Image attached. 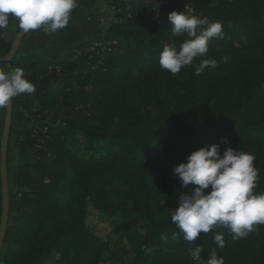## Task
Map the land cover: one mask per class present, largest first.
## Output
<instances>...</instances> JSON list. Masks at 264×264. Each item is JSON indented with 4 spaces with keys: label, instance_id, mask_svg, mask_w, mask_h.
I'll list each match as a JSON object with an SVG mask.
<instances>
[{
    "label": "trees",
    "instance_id": "trees-1",
    "mask_svg": "<svg viewBox=\"0 0 264 264\" xmlns=\"http://www.w3.org/2000/svg\"><path fill=\"white\" fill-rule=\"evenodd\" d=\"M103 1L116 17L103 34L70 46L57 61L28 52L0 63L23 68L36 88L12 100L11 138L35 154L19 157L17 180L25 184L10 191L11 210L19 203L0 264H100L111 248L89 226L91 210L125 219L135 253L126 264H194L189 250L196 245L204 260L216 248L225 264H264V224L240 240L218 227L187 242L182 234L171 240L179 232L171 214L158 217L174 211L186 191L174 167L215 143L221 154L228 146L253 154L260 173L254 193L264 192V0ZM186 9L223 25L224 38L212 39L205 57L219 66L199 75L190 66L173 75L159 65L165 44L187 38L172 36L168 14ZM17 26L10 17L14 37ZM33 101L39 110L30 111L32 124L25 108ZM77 133L89 153L72 151L79 139L68 136ZM218 232L223 248L214 243Z\"/></svg>",
    "mask_w": 264,
    "mask_h": 264
},
{
    "label": "clouds",
    "instance_id": "clouds-1",
    "mask_svg": "<svg viewBox=\"0 0 264 264\" xmlns=\"http://www.w3.org/2000/svg\"><path fill=\"white\" fill-rule=\"evenodd\" d=\"M78 0H0V30L8 28L10 17L18 21V28L24 33L42 29L51 34L65 28ZM168 22L173 37H187L179 45L176 40L165 44L160 53L159 65L175 75L184 67H192L199 75L205 68H216V59H206L209 42L223 39V25L187 11H171ZM227 62L228 57H221ZM35 85L25 76L21 67L5 71L0 67V109L7 108L13 98L21 94L35 93ZM222 143L228 144L227 138ZM255 156L249 152L228 146L221 154L219 143L201 147L191 152L186 162L173 169V174L186 191L179 197L178 207L171 212V221L179 232H174L171 240L182 238L193 242L201 233L214 228L227 229L233 240L246 238L264 224V192L254 193L259 169L255 166ZM167 243L169 237L162 234ZM217 247L223 248V233L214 236ZM203 248L196 245L189 250L194 264H225L213 248L209 258L201 256Z\"/></svg>",
    "mask_w": 264,
    "mask_h": 264
},
{
    "label": "rangeland",
    "instance_id": "rangeland-1",
    "mask_svg": "<svg viewBox=\"0 0 264 264\" xmlns=\"http://www.w3.org/2000/svg\"><path fill=\"white\" fill-rule=\"evenodd\" d=\"M106 5L108 6V9L105 11L104 16H102L103 12L100 10L96 11V13H95L96 17H98L99 19L101 17L105 18V21L108 24L105 31H107L109 29L110 24L116 19L114 8L107 3H106ZM7 29H10V28L8 27ZM4 30H0V32L4 31ZM19 31H20V29H19ZM15 37L12 35V32H11V37H10L11 41L9 42L10 44L6 45L5 48H2L0 45V57H6L7 56L9 49L12 46V43H13ZM95 45H97V44L95 43ZM19 55H21V54H19ZM1 67H3L5 71H10L13 69V68H11L10 64H4ZM21 110H23V108H21ZM25 110H26V114L29 115V117L32 119L31 123L33 124L35 122V119H34V115L30 114L31 113L30 111L31 110H33V111L39 110L37 102H35V101L31 102L25 108ZM56 110H57V108L54 107L51 109L50 112H47V113L49 116H52L51 113L53 114ZM7 113H8V107L0 109V131H2V132L4 129L5 121L7 119ZM43 114H45V113H43ZM31 125L24 128L23 132L24 133L29 132ZM2 137H3V133H2V135L0 134V144H1ZM74 137H77L79 139V142H78V144L72 146V148H71L72 151H74L78 156H80L82 154L89 153V151L87 150V141L84 138V135H82L81 133H77L75 136L69 135L68 136L69 141L71 139H73ZM10 138H11V131H10V136H9V142H10ZM21 141H22V139H21ZM35 147L36 148L38 147V149H39L40 146L38 145ZM25 153H28L31 157H33L32 154H35V151L30 146H27V145L21 146L20 142L17 141V136H13V138H11V148L9 149V153H7V157H8V155L10 157V162L8 165L9 188H10V191H12V192H16L19 189L23 188V186L25 184V183H19L17 180L19 157H20V154H25ZM58 196H60V193H58ZM18 203H19L18 198H16L12 202V210H11L12 214L15 212V210L18 206ZM3 205H4V203H3V194H2V185H1V169H0V231H1ZM89 212H90V213H88V224H89V226L91 227V229L96 234H98L100 237L107 240L109 245H110V248H111L110 252H107L104 255V257H103L104 261H102L100 264H126V263L132 261L135 257V253L133 252L132 247L130 245V239H128V237L126 236V234L124 232V229L121 226V224L125 221V219L122 218L119 213L111 215V213L107 212V213H104L103 215H100L95 210H91ZM170 214L171 213L169 211H162L158 214V217L164 218V217L169 216ZM139 227H140V224H138L137 226L133 225L131 232H136L135 230L139 229ZM148 250L151 251L150 249H148ZM116 253L118 254L117 257H116ZM111 256L116 257V259H112V258L110 259ZM1 259H2V257H1Z\"/></svg>",
    "mask_w": 264,
    "mask_h": 264
},
{
    "label": "crops",
    "instance_id": "crops-1",
    "mask_svg": "<svg viewBox=\"0 0 264 264\" xmlns=\"http://www.w3.org/2000/svg\"><path fill=\"white\" fill-rule=\"evenodd\" d=\"M107 9L108 6L103 0H78L77 7L71 13L72 18L65 28L51 34H46L39 29L24 33L22 39L15 47L14 54L34 52L43 55L49 60L57 61L70 46L105 32L108 25L105 18L101 17L99 19L95 13L100 10L103 12L102 16H104ZM10 37V29L0 32V45L2 48L10 44Z\"/></svg>",
    "mask_w": 264,
    "mask_h": 264
},
{
    "label": "water",
    "instance_id": "water-1",
    "mask_svg": "<svg viewBox=\"0 0 264 264\" xmlns=\"http://www.w3.org/2000/svg\"><path fill=\"white\" fill-rule=\"evenodd\" d=\"M23 35L24 32L20 30L19 33L16 35L7 56L0 57V63L8 62L15 56L14 54L15 47L18 44V42L22 39ZM12 110H13V102L11 101L10 105L8 106L7 119L4 124L3 137L0 144L1 185H2V194H3V203H4L2 221H1V231H0V256H1L5 233L11 213V198H10V188H9V169H8L7 153H8V142L10 136V127L12 123Z\"/></svg>",
    "mask_w": 264,
    "mask_h": 264
}]
</instances>
